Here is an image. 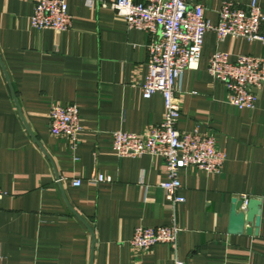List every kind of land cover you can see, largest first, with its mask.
I'll list each match as a JSON object with an SVG mask.
<instances>
[{
    "label": "crops",
    "instance_id": "obj_1",
    "mask_svg": "<svg viewBox=\"0 0 264 264\" xmlns=\"http://www.w3.org/2000/svg\"><path fill=\"white\" fill-rule=\"evenodd\" d=\"M93 1L66 0L73 21L63 32L31 27L37 0H0V264H264V86L254 109H238L207 70L216 50L264 57V43L206 32L198 67L180 81L178 128L215 131L226 158L219 173L179 171L176 248L136 250V227L171 223L164 160L118 156L112 133H145L162 121L164 99L142 95L150 35L101 5L113 0ZM199 1L217 23L223 0ZM54 104L79 108L75 147L50 131ZM243 195L262 200L258 234L228 231L232 199Z\"/></svg>",
    "mask_w": 264,
    "mask_h": 264
},
{
    "label": "built area",
    "instance_id": "obj_2",
    "mask_svg": "<svg viewBox=\"0 0 264 264\" xmlns=\"http://www.w3.org/2000/svg\"><path fill=\"white\" fill-rule=\"evenodd\" d=\"M93 6V0H87ZM122 17L128 28L138 29L150 35L147 45L148 71L141 86L142 95L150 98L159 92L164 99V116L160 123L143 134L116 130L112 133L113 149L120 157H139L144 154L162 157L165 179L159 183L174 213L169 225L138 226L134 229L130 244L136 250L147 251L158 243L176 248L181 231L176 220L175 208L185 200L179 193L182 187L179 171L196 167L209 173L222 170L226 155L216 146V133H201L197 128L182 132L178 128L181 105L177 93L186 69L199 65L203 40L207 31H213L219 41L227 36L243 37L264 43L261 26L264 13L258 0L246 6L223 0L217 23L205 18L204 5L199 0H113L103 1ZM73 16L66 0H37L29 22L34 29L68 31ZM160 30V33H158ZM208 72L226 84L229 102L238 109H254L258 100L257 90L264 86V57L251 54L238 55L230 60L227 53L213 52L208 61ZM52 134L70 139L73 147L80 140L82 125L76 104H54L49 112ZM109 177L100 174L97 181ZM80 186L79 177L72 179ZM5 192L0 187V199ZM244 206L248 197L243 195ZM175 264H183L176 260Z\"/></svg>",
    "mask_w": 264,
    "mask_h": 264
},
{
    "label": "water",
    "instance_id": "obj_3",
    "mask_svg": "<svg viewBox=\"0 0 264 264\" xmlns=\"http://www.w3.org/2000/svg\"><path fill=\"white\" fill-rule=\"evenodd\" d=\"M262 200L260 197L249 198L244 206L242 197H233L230 210V218L228 231L229 233H242L246 231L248 234H258V226L260 224V205Z\"/></svg>",
    "mask_w": 264,
    "mask_h": 264
}]
</instances>
